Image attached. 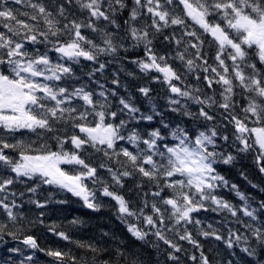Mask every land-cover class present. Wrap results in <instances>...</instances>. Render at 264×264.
<instances>
[{"label":"snow or ice","instance_id":"snow-or-ice-1","mask_svg":"<svg viewBox=\"0 0 264 264\" xmlns=\"http://www.w3.org/2000/svg\"><path fill=\"white\" fill-rule=\"evenodd\" d=\"M204 34L217 45L216 66L203 51ZM137 50L143 57L129 62L142 73L159 74L152 79L167 84L174 94L169 111L178 115L177 121L155 108L142 112L130 96L114 103L115 90L97 81L100 90L95 91L77 76L82 61L92 63L91 79L110 62L101 57L127 58ZM209 72L211 77L201 76ZM190 79H203L208 89L220 85L219 98ZM139 92L151 102L150 88ZM192 105L199 107L194 111ZM217 112L234 128L231 144L218 127L207 126L216 121ZM157 117L158 126L153 127ZM142 123L147 126L141 128ZM218 141L233 147L235 155ZM89 149L103 157L97 166L86 162ZM250 152L256 153L264 174V0H0V211L6 217L0 219V244L20 241L33 250L25 254V249L8 247L9 255L0 257V264H37L36 251L60 264L65 257L77 264L75 256L45 250L36 237L25 234L27 228L44 224V213L29 219L19 211L22 205L12 186L25 184L26 192L36 196L47 185L100 211L96 189L86 182L101 185L102 196L116 202L118 218L134 241L157 249L162 242L172 264H178L176 254L182 251L177 240L201 248L187 226L201 225L193 214L209 210L234 218V226L223 234L208 224L199 235L222 242L232 250L230 256L238 248L248 264H264V200L245 195L216 169ZM101 170L110 184L99 175ZM127 180L134 184L139 206L110 190L124 188ZM221 187L234 191L241 204L219 196ZM252 187L264 193V187ZM28 202L39 209L67 203L53 201L51 193L43 201ZM46 227L71 241L58 225ZM73 242L93 253L91 264H145L143 254L123 241L114 247ZM104 254L109 258L100 259ZM200 264H211L202 250ZM222 264L237 262L227 259Z\"/></svg>","mask_w":264,"mask_h":264},{"label":"trees","instance_id":"trees-1","mask_svg":"<svg viewBox=\"0 0 264 264\" xmlns=\"http://www.w3.org/2000/svg\"><path fill=\"white\" fill-rule=\"evenodd\" d=\"M129 3H131V0H129ZM188 23L190 25L192 24L191 21H188ZM195 27L198 28V26ZM201 38L204 41L203 51L208 55L209 64L216 66L217 62L215 61V55L217 52V45L212 42L213 38L209 34H204ZM157 47H159V45H157ZM137 56L142 58L143 52L140 50H137L136 53L129 52L127 58L122 55L120 59L101 57L102 62L105 60L110 62L102 73H96L95 77L91 79L89 78L88 73L92 71L93 65L91 62L82 61L80 68L77 70V76L80 78L81 83L95 91L100 90L97 86V81L100 84H103L105 88L115 90L117 92V97L111 98L114 103L118 102V97L130 96L142 112L150 113L153 108H155L156 111L162 112L173 122L177 121L180 119L178 115L169 111V98L174 94L170 92L167 84L152 79L153 76L159 74L155 72L149 74L142 73L135 64L129 62L130 59L136 58ZM226 63L230 65L231 61L226 60ZM129 73H133V75H129ZM203 75L212 76L210 72L207 74L201 73V76ZM113 79L118 80L119 83L113 84ZM189 82L196 84L197 87L203 89L209 95H212L214 91L217 98H219V92L221 90L220 85L214 84L213 89H208L206 87V82L203 79L199 82L190 79ZM141 87H148L151 89V102L139 92V88ZM198 107V105H192L194 111ZM237 113L239 114V109H237ZM158 120L159 117H157V121L152 123L153 127L158 126ZM187 123L189 126H193L192 122L188 121ZM206 123L208 127L216 126L223 135H228L229 144H231L234 138V128L231 124H228L221 118L219 112H217L216 121ZM146 126L147 125L144 123L140 125L141 128ZM251 126L253 125L249 124V127ZM218 143L222 145L225 151H232L235 155L233 147L225 145L223 141H218ZM66 147L70 148L71 146L68 145ZM53 148L55 150V145H53ZM87 155L88 159L86 162L93 166H97L103 160V157L100 154H94L91 149H89ZM255 156V152L241 153L233 164L225 165L219 163L216 165V169L220 175L229 181V184H236L242 193L259 201L264 200V193L253 188L252 184L264 187V174L259 172ZM65 167L67 168L68 166ZM241 173H244V176H242ZM99 175L109 184L111 183L110 177L106 171L101 170ZM86 183H88L90 189L93 187L96 189L97 199L102 204L100 211L87 209L78 197L72 196L71 193L64 192L54 187L44 185L38 190L36 196H32V194L26 192L25 184L13 185L12 189L18 194L16 197L17 203L22 205L19 211L24 213L29 219H35L40 216L41 212L44 213V224H36L31 228H27L25 234L36 237L39 246L45 250H60L69 253L70 256H75L77 258V264H85L86 261L88 264H91L93 253L87 252L85 249L78 247L73 241L97 243L102 247H114L118 242L123 241L124 244L134 246L138 252L143 254L145 264H172L171 261L167 260L166 252L168 249H166V246L163 245L162 242L159 245V249H157L150 244L145 245L142 242L134 241L127 231V224L118 218L116 202L109 197L102 196L100 191L101 185L97 184L93 186L90 182ZM129 189H132V191H129ZM110 190H114L118 194L124 195L125 198L131 200L134 205L139 206L140 199L135 195L132 180H127L125 187L122 189L112 188ZM145 190L147 191L148 188ZM20 192H25V195L20 197ZM49 193H51V199L53 201L63 199L66 200L67 203H49L44 209H39L34 204L28 202L29 198L40 199L43 201ZM217 194L233 204H241L239 197L230 188L221 187L217 189ZM193 217L194 219H199L201 225L197 226L195 224H189L187 228L188 231L191 232L193 240L197 241L201 248L198 249L195 245L186 240H177L176 242H178L182 248V251L176 254L179 257L178 264H200L201 250L206 256H208L211 264H222V262L227 259H233L237 264H248V258L245 257L238 248L235 249L237 253L236 256H230L229 253L232 250L226 249L222 242L199 235V229L204 228L207 230L208 224H212L214 228L218 229L221 233L226 234L227 227L234 226L230 223L234 218L228 216L226 213H216L211 210L194 213ZM74 218L79 219L81 223L76 225L70 224L69 222ZM0 219H6L2 211H0ZM129 220L130 222H135L132 218H129ZM52 224L58 225V231H65L72 238L71 241H65L49 232L46 226ZM105 232L109 233V236H103V233ZM113 236L116 237V240L112 239ZM169 237L173 238L171 234H169ZM154 240L155 237L150 238V241ZM12 246L25 249V254H32L33 252V250L28 249L27 246L20 243V241H11L7 245L0 244V257L8 256L9 253H7L6 249ZM193 256L196 257L195 260L192 259ZM107 258H109L107 254L100 257V259ZM34 259L37 264H60V261L54 257L46 255V252L36 251ZM64 264H72V260L69 257H65Z\"/></svg>","mask_w":264,"mask_h":264}]
</instances>
